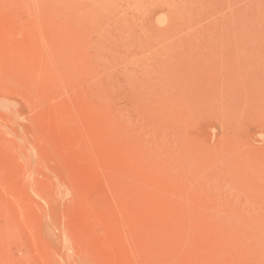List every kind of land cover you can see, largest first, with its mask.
<instances>
[{"label": "rangeland", "instance_id": "374dc122", "mask_svg": "<svg viewBox=\"0 0 264 264\" xmlns=\"http://www.w3.org/2000/svg\"><path fill=\"white\" fill-rule=\"evenodd\" d=\"M0 264H264V0H0Z\"/></svg>", "mask_w": 264, "mask_h": 264}]
</instances>
